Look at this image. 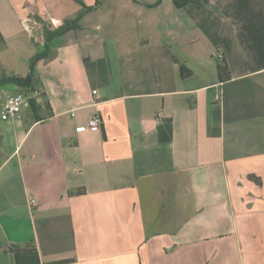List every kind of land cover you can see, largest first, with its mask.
<instances>
[{
    "label": "crops",
    "instance_id": "1",
    "mask_svg": "<svg viewBox=\"0 0 264 264\" xmlns=\"http://www.w3.org/2000/svg\"><path fill=\"white\" fill-rule=\"evenodd\" d=\"M10 46L0 264H264V0H0Z\"/></svg>",
    "mask_w": 264,
    "mask_h": 264
},
{
    "label": "trees",
    "instance_id": "2",
    "mask_svg": "<svg viewBox=\"0 0 264 264\" xmlns=\"http://www.w3.org/2000/svg\"><path fill=\"white\" fill-rule=\"evenodd\" d=\"M79 3H81V0H77ZM193 0H175V4L177 7H184L190 3H192ZM99 5V1L94 7H85V10H92L95 7ZM81 15L78 16L72 23H74L71 26V22H68L65 26L62 28H59L53 32L51 31H46V42L47 45L51 41V39L57 35H61L71 29L72 27H75L76 23L79 21ZM218 57V56H217ZM43 58V54H38L36 55L32 60H31V73L27 75L26 77L19 76V75H4L1 80H0V87L8 84V83H14L17 86H19L27 95L33 96L34 95V87H33V80H34V69H35V64L39 59ZM218 68H219V73H220V79L221 82L224 83L227 79L230 78L229 74V68L228 65L224 59V56L222 59L218 58ZM41 107L38 106L36 100L32 98L31 104H30V110H32L34 113H37ZM37 119H39L37 117ZM67 262H57L56 264H63Z\"/></svg>",
    "mask_w": 264,
    "mask_h": 264
},
{
    "label": "built area",
    "instance_id": "3",
    "mask_svg": "<svg viewBox=\"0 0 264 264\" xmlns=\"http://www.w3.org/2000/svg\"><path fill=\"white\" fill-rule=\"evenodd\" d=\"M30 22L29 19L26 20L25 27L28 32L33 33L34 27L29 25ZM218 58L222 59L223 55L218 54ZM34 98V96L27 95L26 93H17L12 96H10L5 104L2 107L1 110V119L5 122L17 120L21 117L22 113L30 107L31 100ZM216 102L219 104H223L224 102V96L223 93H217L216 94ZM103 126V120L100 116H94L90 119L88 123V128L91 130H99ZM83 129V128H80ZM36 200H32V204H35Z\"/></svg>",
    "mask_w": 264,
    "mask_h": 264
},
{
    "label": "rangeland",
    "instance_id": "4",
    "mask_svg": "<svg viewBox=\"0 0 264 264\" xmlns=\"http://www.w3.org/2000/svg\"><path fill=\"white\" fill-rule=\"evenodd\" d=\"M25 36V35H24ZM23 37V36H22ZM0 49H2V48H0ZM13 49V47L12 46H10V48H7V49H2L0 52L1 53H3V54H11V50ZM20 55H22L23 56V53H21ZM24 62L22 61V60H17V64H19V65H22ZM30 64H31V62H30ZM21 68V67H20ZM1 110H2V108H0V118H1Z\"/></svg>",
    "mask_w": 264,
    "mask_h": 264
}]
</instances>
